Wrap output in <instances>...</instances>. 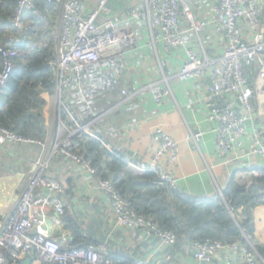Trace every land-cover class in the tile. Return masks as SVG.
<instances>
[{
    "label": "built area",
    "instance_id": "2783aa9c",
    "mask_svg": "<svg viewBox=\"0 0 264 264\" xmlns=\"http://www.w3.org/2000/svg\"><path fill=\"white\" fill-rule=\"evenodd\" d=\"M43 1L54 11L51 20L41 14L35 0H17L9 25L13 30L26 32L27 18L42 23L44 30L54 23L55 58L51 69L58 98L67 78L87 67L104 65L114 76L123 78L125 57L137 46L129 26L146 18L148 43L152 47L159 46L164 53L182 49L185 56L172 77L162 76L160 81L148 85L154 105L160 107L172 96L170 82H190L195 95L189 105L201 104L206 120L215 125L214 142L224 164L238 171L241 181L264 182V124L259 122V116L264 114V0H210L208 13L199 18L194 14L198 9L189 0H141L143 10L138 4L133 5L120 19L112 16L109 0ZM83 2L92 5L86 17ZM19 45L20 38L10 36L0 46L3 62L0 91L13 72ZM121 96L123 100L117 106L130 99L126 89L121 91ZM200 136L197 133L193 138ZM69 138L58 140L49 154L30 163L32 174L19 195L17 207L0 220V264L25 261L27 264H108L105 244L66 249L53 238L46 213L51 211L53 222L59 224L69 208L65 193L67 180L72 176L67 173L60 181L51 179L47 171L52 156L60 153L81 166L90 177L94 175V170L81 157L69 152ZM6 144L38 145L47 153L45 143L0 129V147ZM177 158V142L163 136L148 163L131 161L127 166L137 173L155 174L159 185L178 192L179 182L165 166L176 163ZM97 185L106 196L114 228L140 232L161 247L176 246L175 234L133 212L107 182ZM258 205L264 206V202ZM106 236L109 239L111 233ZM241 238L243 243L194 240L189 252L197 264H264V258L256 250L254 235L241 232ZM134 264L153 263L135 259Z\"/></svg>",
    "mask_w": 264,
    "mask_h": 264
},
{
    "label": "crops",
    "instance_id": "0c3cea01",
    "mask_svg": "<svg viewBox=\"0 0 264 264\" xmlns=\"http://www.w3.org/2000/svg\"><path fill=\"white\" fill-rule=\"evenodd\" d=\"M189 2L198 9L194 13L196 18L208 13L210 0ZM136 4L143 10L141 0H109V8L115 19L127 14ZM91 8L89 2H83L84 17L89 14ZM49 16L51 19L54 17L52 8ZM129 28L135 34L137 46L125 57L123 78L113 74H100L109 73L104 65L91 66L96 68L98 73L95 82L89 80L87 72L67 78L85 86V90L78 86L84 100L82 105L92 101L93 105H96L94 113H82L75 108V103L67 92L63 98H58L54 91L52 94L42 93L40 97L45 102L42 108L43 125L41 130L34 133L42 137L43 143L47 145V153L38 145H33L39 148L34 156L29 151L19 150L25 146L6 144L0 147V220L17 207L19 195L32 174L30 163L49 154L52 145L58 140L80 132L89 139L98 140L126 165L131 161L148 163L158 147L160 138L171 137L178 144V158L176 163L165 166L178 180L180 198L185 200L223 202L224 191L231 181L246 183L240 180L238 171L224 164V158L217 152L213 132L215 125L206 120L202 105H189L195 95L190 82H170L172 96L165 99L160 107H156L152 102L147 90L148 85L160 81L162 76L172 77L185 60L183 50L176 49L164 53L161 47H152L148 43L146 18L133 23ZM67 84L66 80L65 87ZM123 89L128 91L130 99L126 104L117 106L123 100ZM105 94L108 96L106 103L109 98L117 102L109 109L101 111L102 109L98 108L101 104L96 97H104ZM8 97L9 92L4 90L0 93V110L5 108ZM67 103H72L74 114L67 107ZM61 108L68 116L67 121L60 118ZM99 111L101 113H96ZM90 117L93 118L88 120ZM259 119V122L264 124V114L260 115ZM197 133L201 136L193 138ZM164 162L162 161V164ZM128 169L132 171L129 167ZM67 173H71L73 179L72 193L68 196V210L59 219V224L53 222L54 214L51 211L46 213L50 218V228L54 231L53 238L60 245L65 247L73 241V228L95 225L96 228L91 232L92 238L99 240V243L108 242L111 251L126 254L134 259H147L153 264H197L191 258L190 243L173 248L161 247L155 240L143 237L140 232L114 228L106 196L93 184L90 175L86 174L81 166H76L71 159L53 155L47 175L60 181ZM259 194L264 195V191ZM263 202L264 199L257 202L250 212L253 235L258 245H264V206L258 205ZM110 233L111 237L107 239L106 235ZM86 234L88 235V232Z\"/></svg>",
    "mask_w": 264,
    "mask_h": 264
},
{
    "label": "trees",
    "instance_id": "16d2710c",
    "mask_svg": "<svg viewBox=\"0 0 264 264\" xmlns=\"http://www.w3.org/2000/svg\"><path fill=\"white\" fill-rule=\"evenodd\" d=\"M16 3L17 0H0V46L5 45L7 37L20 38L18 53L13 59V72L5 87L0 91V93L4 90L9 92L6 106L0 110V129L43 143L42 137L34 132L41 130V125H43L42 108L45 102L40 96L45 92L52 94L55 89V79L51 69V63L55 58L54 23L44 30L42 23H38L34 18H27L25 23L29 26L28 31L18 32L11 29L9 22L13 17ZM35 4L41 14L51 20L49 16L51 8L43 0H35ZM2 69L3 62L0 56V72ZM81 72H87L89 80L96 81L95 77L98 74L96 68L87 67ZM100 74L112 75L110 72ZM67 82V86L62 88L61 98L67 92L71 95L75 108L82 113H94L96 105H93L92 101L82 105L84 100L79 92L80 88L82 90L85 86H81V82L72 79H67ZM96 99L101 104L98 107L102 109L101 111L109 109L117 102L109 98L106 103L107 94L104 97H96ZM67 107L74 114L75 108L72 107V103H67ZM101 111L96 113L99 114ZM59 115L62 121H67L68 116L63 108L60 109ZM69 140V152L81 157L82 161L94 170V175L91 176L93 184L107 182L112 191L128 203L133 212L150 219L160 229L175 234L176 247L204 239L243 243L241 232L253 234L250 212L257 202L264 199V195L259 194L264 191L263 180H251L250 184L231 181L224 191L223 202L185 200L180 198L179 191H171L159 185L155 174L129 171L127 165L113 156L103 144L101 145L98 140L89 139L83 132L70 136ZM99 140L102 141L100 138ZM19 150L29 151L34 156L39 148L29 145L20 147ZM55 155L67 160L60 153ZM71 178L67 180L66 198L72 193L73 179ZM95 228V225L73 228V241L65 246L66 249L105 244L107 248L105 258L108 264H134L135 259L131 256L111 251L108 248V242L99 243V240L92 238L91 232ZM87 232L88 235L90 233L89 236ZM61 247L65 248L63 245ZM256 250L264 258V245L257 244Z\"/></svg>",
    "mask_w": 264,
    "mask_h": 264
},
{
    "label": "water",
    "instance_id": "95a60500",
    "mask_svg": "<svg viewBox=\"0 0 264 264\" xmlns=\"http://www.w3.org/2000/svg\"><path fill=\"white\" fill-rule=\"evenodd\" d=\"M28 262L27 261H25L23 264H27Z\"/></svg>",
    "mask_w": 264,
    "mask_h": 264
}]
</instances>
